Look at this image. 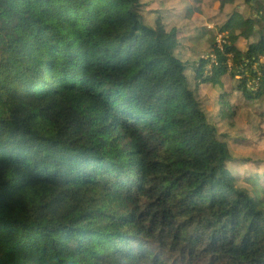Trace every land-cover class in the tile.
Segmentation results:
<instances>
[{
  "label": "trees",
  "instance_id": "trees-1",
  "mask_svg": "<svg viewBox=\"0 0 264 264\" xmlns=\"http://www.w3.org/2000/svg\"><path fill=\"white\" fill-rule=\"evenodd\" d=\"M140 7L0 0V264H264V209L199 94L231 72L263 98L264 36L240 63L235 11L190 68Z\"/></svg>",
  "mask_w": 264,
  "mask_h": 264
},
{
  "label": "rangeland",
  "instance_id": "rangeland-1",
  "mask_svg": "<svg viewBox=\"0 0 264 264\" xmlns=\"http://www.w3.org/2000/svg\"><path fill=\"white\" fill-rule=\"evenodd\" d=\"M226 2L229 4L227 13H223L225 7L221 6L222 0H140L139 11L151 28L161 22L168 30H179L174 54L190 68L194 65L196 68L201 67L200 60L212 54L204 28L214 32L227 22V15L231 16L234 10L241 12L248 22L236 28L230 43L235 47L234 52L243 54L238 61L246 63L251 56V49L264 36V0H257L254 7L247 5L244 0H224ZM250 28H254L253 35L248 40L241 37ZM216 36L220 39L218 34ZM186 38L190 40L186 42ZM228 56L233 58L234 53ZM260 62H264V56L260 57ZM229 64H232L230 60ZM207 70L211 76L214 71L211 63ZM253 70H257V65L247 72L246 77L251 76ZM256 72L262 74L259 70ZM242 80L240 75L228 72L216 85L201 86L199 94L209 123L218 128L220 138L224 140L232 158L229 168L241 176L240 185L250 189L256 204L264 209V97L247 98ZM257 82L256 79L254 83ZM254 90H258L257 86ZM222 99L233 108V118L221 113L224 107Z\"/></svg>",
  "mask_w": 264,
  "mask_h": 264
},
{
  "label": "crops",
  "instance_id": "crops-1",
  "mask_svg": "<svg viewBox=\"0 0 264 264\" xmlns=\"http://www.w3.org/2000/svg\"><path fill=\"white\" fill-rule=\"evenodd\" d=\"M224 0H222V3H224L223 2ZM226 1V0H225ZM245 1V0H244ZM228 6H229V4L226 2V4L224 3V6L222 7V8H224L225 7V9H224V11H223V13H227V8H228ZM235 12V10L233 11V13ZM236 12H238V11H236ZM233 13H232V15H233ZM239 14H242L241 12H238ZM232 15L231 16H229V15H227V17L225 18L227 21L230 19V17H232ZM229 16V17H228ZM247 22H248V19H244V21H243V23H241L240 25H239V27L240 26H242L243 24H247ZM222 26L220 25L219 27H217L216 29H219V28H221ZM210 29V28H209ZM235 33H236V31H235ZM240 36V35H239ZM190 39L189 38H186V42L187 41H189Z\"/></svg>",
  "mask_w": 264,
  "mask_h": 264
}]
</instances>
